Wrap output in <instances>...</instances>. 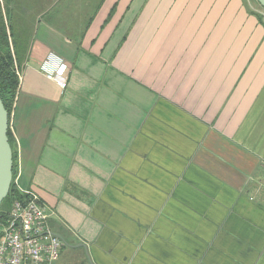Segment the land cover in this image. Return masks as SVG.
<instances>
[{"label":"crops","instance_id":"1","mask_svg":"<svg viewBox=\"0 0 264 264\" xmlns=\"http://www.w3.org/2000/svg\"><path fill=\"white\" fill-rule=\"evenodd\" d=\"M1 5L18 55L13 178L63 241L56 264L74 250L76 264H264L260 10L245 0ZM60 63L64 88L44 73Z\"/></svg>","mask_w":264,"mask_h":264},{"label":"built area","instance_id":"2","mask_svg":"<svg viewBox=\"0 0 264 264\" xmlns=\"http://www.w3.org/2000/svg\"><path fill=\"white\" fill-rule=\"evenodd\" d=\"M260 13L264 16V8ZM15 68L19 77L16 64ZM44 73L60 87L66 86V64ZM12 183L15 196L0 229V264H56L63 241L50 229L44 205L35 191L19 187L13 177Z\"/></svg>","mask_w":264,"mask_h":264},{"label":"trees","instance_id":"3","mask_svg":"<svg viewBox=\"0 0 264 264\" xmlns=\"http://www.w3.org/2000/svg\"><path fill=\"white\" fill-rule=\"evenodd\" d=\"M11 34L7 32L6 25L2 15V9L0 4V98L10 113L15 99L16 92L18 90L19 77L16 73L15 61L17 59V51L12 48ZM8 138L10 142V132L8 130ZM15 196L14 187L10 185L7 196L0 204V208L3 202L11 204V200ZM9 211V210H8ZM8 211L6 213H0V222H5Z\"/></svg>","mask_w":264,"mask_h":264},{"label":"water","instance_id":"4","mask_svg":"<svg viewBox=\"0 0 264 264\" xmlns=\"http://www.w3.org/2000/svg\"><path fill=\"white\" fill-rule=\"evenodd\" d=\"M264 8V0H256ZM9 113L0 98V204L7 196L13 177V156L8 138ZM80 246L85 247L83 244Z\"/></svg>","mask_w":264,"mask_h":264},{"label":"rangeland","instance_id":"5","mask_svg":"<svg viewBox=\"0 0 264 264\" xmlns=\"http://www.w3.org/2000/svg\"><path fill=\"white\" fill-rule=\"evenodd\" d=\"M7 1L8 0H4V2H5V5L7 6ZM246 2H248V4L251 6V8H253V7H255V9L254 10H262V7L258 4V2L256 1V0H245ZM0 4H2V0H0ZM2 6V12L4 11V9H5V13H9V10H8V8L7 7H4L3 8V5H1ZM9 208H10V204L9 203H7L6 201L5 202H3V204H2V206H1V208H0V213L1 214H5L6 213V211H8L9 210ZM4 224V222H0V229H1V227H2V225ZM79 258V254H78V252H77V250H74V253L71 255V264H76V263H78L77 261V259ZM62 262H65L66 261V263H67V260H66V256H64L63 258H62Z\"/></svg>","mask_w":264,"mask_h":264}]
</instances>
